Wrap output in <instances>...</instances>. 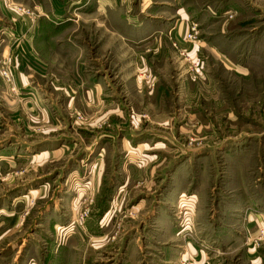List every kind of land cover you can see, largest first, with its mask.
I'll use <instances>...</instances> for the list:
<instances>
[{"label": "rangeland", "instance_id": "rangeland-1", "mask_svg": "<svg viewBox=\"0 0 264 264\" xmlns=\"http://www.w3.org/2000/svg\"><path fill=\"white\" fill-rule=\"evenodd\" d=\"M249 212L264 0H0V264H164L189 243L264 264Z\"/></svg>", "mask_w": 264, "mask_h": 264}, {"label": "crops", "instance_id": "crops-1", "mask_svg": "<svg viewBox=\"0 0 264 264\" xmlns=\"http://www.w3.org/2000/svg\"><path fill=\"white\" fill-rule=\"evenodd\" d=\"M97 1V7L99 8V12H103V10L105 9V2L107 0H96ZM185 6H187V3H184ZM189 4V2H188ZM118 7V6H117ZM111 11H114V8H111ZM53 13H59L61 12V7L55 8L52 11ZM117 28L122 30L123 32H127L130 34H128L129 38L130 36L134 37L135 41H143L144 39H146L148 36L150 37L151 35H153V33L150 32L148 33L147 31H140L141 29V25H139V22L136 19H131L130 17H123L121 16V18L118 20V22L116 23ZM187 26H186V22H181L180 24V31L178 33V35L181 37V35H183V32H185L184 30H186ZM127 38H124V40H128ZM5 53H7V51H5ZM7 56V55H6ZM23 82V81H21ZM46 154V153H45ZM253 215L249 212V216H248V222L246 225L247 228V233L243 234L242 232L238 235L239 237H241V239L243 240L244 236L246 235V237H248V241L251 242V240L253 239L254 236H258L259 232L257 231V229L264 231V218L263 216H257ZM244 241V240H243ZM262 243H264V234L262 237ZM263 245V244H262ZM258 249L255 247H251L248 246L247 249V253H248V257L250 258V256H252V260H250V264H263L261 259L257 256L259 253L257 251ZM172 253V252H171ZM174 255V257L172 258H168L169 256ZM169 255L167 258V260H164V264H181L183 262H189V264H224L223 261L219 260L217 258V256H210L209 254L206 253V251H204L203 249L197 247L196 245L193 244H187V245H179L176 250L173 252V254ZM166 258V257H165Z\"/></svg>", "mask_w": 264, "mask_h": 264}, {"label": "built area", "instance_id": "built-area-1", "mask_svg": "<svg viewBox=\"0 0 264 264\" xmlns=\"http://www.w3.org/2000/svg\"><path fill=\"white\" fill-rule=\"evenodd\" d=\"M4 75H5V77H7V76H6V73H4ZM261 233H262V235L260 236V238H258V242H259V243H261V240H262V237H263L264 231H261Z\"/></svg>", "mask_w": 264, "mask_h": 264}]
</instances>
